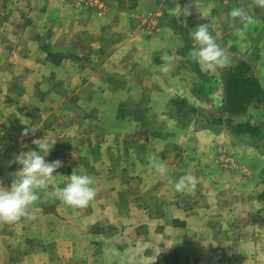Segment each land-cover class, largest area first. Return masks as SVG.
Wrapping results in <instances>:
<instances>
[{
    "label": "crops",
    "instance_id": "crops-1",
    "mask_svg": "<svg viewBox=\"0 0 264 264\" xmlns=\"http://www.w3.org/2000/svg\"><path fill=\"white\" fill-rule=\"evenodd\" d=\"M82 1L0 0V75L9 76L0 80V87L7 86L0 104L13 101L6 104L11 113L0 117L45 119L58 108L49 115L36 101L51 109L74 104L75 141L57 142L52 151L59 153L50 160L66 167L73 162L74 170L91 176L94 198L104 193L115 199L112 189L119 187V199L141 200L151 179L154 199H171L158 214L188 216L186 229L200 221L210 226L201 218L210 213L254 215V264H264V139L200 119L180 121L170 111L171 102L183 100L203 113H222L220 70L203 68L190 55L189 31L202 24L229 53L228 66L246 63L264 92V9L250 8L252 0H96L90 9ZM238 7L249 8L251 19L231 18ZM150 19L151 32L145 25ZM46 48L62 57L59 64L51 63ZM51 68L62 75L58 82L35 78ZM232 119L264 132L262 107L253 105ZM0 146L1 152L18 151L19 141L0 138ZM153 162L168 168L172 182L159 177ZM186 173L197 177L196 187L176 192L174 182ZM207 199L230 206L200 208Z\"/></svg>",
    "mask_w": 264,
    "mask_h": 264
},
{
    "label": "rangeland",
    "instance_id": "rangeland-1",
    "mask_svg": "<svg viewBox=\"0 0 264 264\" xmlns=\"http://www.w3.org/2000/svg\"><path fill=\"white\" fill-rule=\"evenodd\" d=\"M48 54L57 55L50 50ZM57 57L59 62L50 59L51 63L59 64L62 57ZM44 71H39L40 75H35V78L56 82L62 78L58 69ZM2 78L8 79L9 76L0 75V80ZM18 78L25 79L26 74L18 70ZM6 89L7 86H1L0 95ZM2 103L0 115L6 116L11 113L6 110V107L10 109L6 104L13 106V101ZM34 104L41 108L40 112H49V115L57 108L58 111L50 117L46 114L45 119L38 115L29 120L0 117L3 142L19 141V146L15 147L18 151L10 148L3 152L0 150V187L10 185L12 174L20 167L10 162L15 155L35 146L33 139L47 134V137H57V142L75 141L78 119L73 117L74 104H54L52 109L47 103L36 101ZM59 114H66V117L58 118ZM155 122L158 126L157 119ZM49 127L61 131L58 134L60 138ZM32 128L33 133L24 134L25 130L29 132ZM58 151H51L44 159L49 161L50 154L57 155ZM69 164L70 167L63 165L56 170L55 180L46 191L38 192V199L30 208L31 218L22 217L11 224L0 223V264H254V215L210 213L201 217L210 220V226L200 221L193 222L191 229H186L188 216L158 214L161 207L170 204L171 199H154L156 190L151 179L148 183L150 189L142 193L141 200L119 199L117 195L122 191L115 187L112 189L115 199L105 198L103 193L105 197L94 198L87 207H69L54 195L57 188L68 182V176L78 172L74 170L73 162ZM132 188L138 189L136 186ZM107 189L111 190L104 187V192ZM221 202L207 199L201 201L199 207L218 211V206H230V202L220 205Z\"/></svg>",
    "mask_w": 264,
    "mask_h": 264
},
{
    "label": "clouds",
    "instance_id": "clouds-1",
    "mask_svg": "<svg viewBox=\"0 0 264 264\" xmlns=\"http://www.w3.org/2000/svg\"><path fill=\"white\" fill-rule=\"evenodd\" d=\"M252 7L264 9V0H252ZM230 17L244 23L251 19L249 8L238 7L230 12ZM189 36L194 42L190 50L192 59L208 70H219L228 66L230 55L225 48L218 45L209 29V25L202 24L191 31ZM168 67L161 68L167 72ZM25 135L28 130H25ZM33 139L35 149H29L15 155L10 163L20 165L12 174V181L6 187H0V223H15L22 217L31 218L30 208L38 199V192L46 191L55 180L56 170L63 166L62 161H46L57 140L54 137ZM152 167L162 180H169L168 168L163 163L153 162ZM68 182L55 190V197L69 207L84 208L96 196L94 181L87 174L68 176ZM198 183L196 176L184 174L174 182L176 192L194 189Z\"/></svg>",
    "mask_w": 264,
    "mask_h": 264
},
{
    "label": "trees",
    "instance_id": "trees-1",
    "mask_svg": "<svg viewBox=\"0 0 264 264\" xmlns=\"http://www.w3.org/2000/svg\"><path fill=\"white\" fill-rule=\"evenodd\" d=\"M58 55H50L52 61L58 63ZM224 87L222 113H203L183 100L170 103V111L174 118L190 122L200 119L206 126L227 127L235 135H248L264 139L263 130L249 122L236 124L232 117L246 115L251 106L257 105L264 110V92L258 80L251 73V68L244 62L219 69Z\"/></svg>",
    "mask_w": 264,
    "mask_h": 264
},
{
    "label": "built area",
    "instance_id": "built-area-1",
    "mask_svg": "<svg viewBox=\"0 0 264 264\" xmlns=\"http://www.w3.org/2000/svg\"><path fill=\"white\" fill-rule=\"evenodd\" d=\"M79 1H81V0H79ZM83 1H85L86 5L88 6L89 9L93 8L94 5L96 6L98 4V2L96 0H83ZM145 25H146V27H148L147 31H149V32L153 31L155 28V22L153 19H150L147 23H145Z\"/></svg>",
    "mask_w": 264,
    "mask_h": 264
}]
</instances>
